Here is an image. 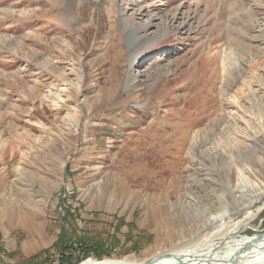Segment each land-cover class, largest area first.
I'll list each match as a JSON object with an SVG mask.
<instances>
[{"label": "rangeland", "instance_id": "obj_1", "mask_svg": "<svg viewBox=\"0 0 264 264\" xmlns=\"http://www.w3.org/2000/svg\"><path fill=\"white\" fill-rule=\"evenodd\" d=\"M122 19L154 37L132 67ZM263 70L264 0H0V264L75 262L81 240L141 262L248 213L233 239L264 240V197L218 229L200 207L212 192L232 204L231 161L264 184V95L246 121L228 101ZM128 236L148 242L134 253Z\"/></svg>", "mask_w": 264, "mask_h": 264}, {"label": "bare ground", "instance_id": "obj_2", "mask_svg": "<svg viewBox=\"0 0 264 264\" xmlns=\"http://www.w3.org/2000/svg\"><path fill=\"white\" fill-rule=\"evenodd\" d=\"M123 26L121 30L130 36L132 39L131 42V67L132 64L136 62V55L139 54L141 51H144L149 46L148 43L154 38L148 36L137 37L135 36L136 29L138 28L136 25L131 26L122 19ZM150 24V23H149ZM140 25V24H139ZM142 29L146 30L147 26L142 25ZM149 29V28H148ZM234 54V53H233ZM234 58V57H233ZM233 62V61H232ZM222 67L225 73H229V63H226L225 59H222ZM233 72L235 70V76L237 78L242 79L244 74V67L246 61L243 59L242 63L233 62ZM230 65V67H232ZM229 68V69H228ZM227 75V74H226ZM127 85L130 86L132 84L133 77L131 74L128 73L127 75ZM264 77V70L259 75H256L254 78ZM221 81V80H220ZM256 86H248L245 85V81L242 82V88L240 89L239 93L241 97L244 95H248L250 98L244 101H241L239 98L235 96H230L228 101L231 104L230 111H234L235 115H239L246 121V117L251 116V112L249 115H246V111H244V104L246 101L251 103V107L255 109L260 108V99H258V95L262 93L264 95V86L257 80ZM228 87V80L224 81L220 86L223 96L227 95V88ZM243 112V114H242ZM259 112V110H258ZM232 114V112L230 113ZM233 114V115H234ZM229 115V114H228ZM231 116V115H230ZM255 116H258L257 114ZM256 119V118H255ZM258 119V118H257ZM256 119V120H257ZM77 121V120H76ZM258 124H260L261 133L264 134V117L260 116ZM173 132V131H172ZM191 129H186L179 139L188 141L189 133ZM260 132V131H259ZM256 136H259L256 133ZM183 141V142H184ZM185 141V142H186ZM249 141V142H248ZM251 140H246L244 148L247 149V145L252 146ZM199 143V142H198ZM213 146L215 144H212ZM173 146V145H172ZM216 147V146H215ZM254 146H252L253 148ZM240 153L243 151L242 149L239 150ZM248 153L246 152L245 155ZM236 156V155H235ZM177 160H180L182 157L176 155ZM233 158V157H232ZM240 160V159H239ZM242 163V160H241ZM232 167L228 170V172L232 173V178L227 177L226 180V192L230 197V201L232 204L228 203V199L224 194H215L216 192H212V198L206 196V200L204 203H199L200 207L203 211H214L207 216L204 217L203 224L207 227H214L216 229L224 227L226 219L230 218L231 213L227 211L230 209L231 206H241L243 208L251 207L253 204L258 202L261 198L264 197V184L253 182L251 179L248 178V175L251 174L252 169L249 166L235 164L231 161L230 163ZM176 173V172H175ZM225 189V188H224ZM237 195H235V194ZM232 208V207H231ZM234 209V208H233ZM250 213L245 215V217L241 220L236 221L233 223V226L229 227L226 230L224 235L216 241H206L198 242L193 247L188 249L182 250H173L170 252H161L153 255L151 257H147L143 259L141 262H136L131 259L126 260H92L88 259L83 261L81 264H264V240L254 241V240H245V239H233V235L238 233L240 229L247 226V223H244V219H248ZM215 229V230H216ZM222 232V231H221ZM220 233V232H219ZM209 234V233H208ZM214 234V233H213ZM217 234V233H216ZM210 238V237H209Z\"/></svg>", "mask_w": 264, "mask_h": 264}, {"label": "trees", "instance_id": "obj_3", "mask_svg": "<svg viewBox=\"0 0 264 264\" xmlns=\"http://www.w3.org/2000/svg\"><path fill=\"white\" fill-rule=\"evenodd\" d=\"M128 241L130 243H132L133 245L128 249L131 252L137 253L142 246H144L148 241L143 242V240H133L131 238V236H128ZM99 241L93 242V241H85V240H81V242H79V245L83 251V253L85 252V254L83 255V258L81 257V259L76 260L75 262H68V263H61V264H80L81 260H83L84 258L89 257L90 255H92L95 259L98 260H102V259H110L111 257V253L110 252H104V248L103 245L100 243ZM58 242L55 243L56 246H58ZM102 249V252H101ZM78 252L81 254L82 252L80 250H78Z\"/></svg>", "mask_w": 264, "mask_h": 264}, {"label": "water", "instance_id": "obj_4", "mask_svg": "<svg viewBox=\"0 0 264 264\" xmlns=\"http://www.w3.org/2000/svg\"><path fill=\"white\" fill-rule=\"evenodd\" d=\"M264 232V230H262V233Z\"/></svg>", "mask_w": 264, "mask_h": 264}]
</instances>
